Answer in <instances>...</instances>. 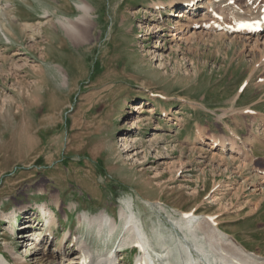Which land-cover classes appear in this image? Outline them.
<instances>
[{"label": "rangeland", "instance_id": "374dc122", "mask_svg": "<svg viewBox=\"0 0 264 264\" xmlns=\"http://www.w3.org/2000/svg\"><path fill=\"white\" fill-rule=\"evenodd\" d=\"M236 1L244 6L245 0ZM149 2L0 0V250L11 241L32 254L33 245L13 239L1 216L47 204L60 220L53 246L73 230L104 254L117 244L104 247L86 226L77 229V218L104 210L118 218L124 202L133 200L146 228L158 224L163 238H183L170 225L180 212L200 208L201 216L220 217L222 230L247 250L264 254V191L256 190L264 176V128L253 131L264 122V66H256L264 51L250 52L227 37L194 35L174 43L178 19L165 17V31L158 33ZM81 4L89 8L85 19ZM161 108L181 115L162 122ZM133 122L141 126L138 136ZM231 133L252 150L246 163L242 149L244 159L235 164L201 154L211 150L196 142L200 134ZM43 251L29 263L42 260ZM134 255L122 256L130 264Z\"/></svg>", "mask_w": 264, "mask_h": 264}, {"label": "bare ground", "instance_id": "6f19581e", "mask_svg": "<svg viewBox=\"0 0 264 264\" xmlns=\"http://www.w3.org/2000/svg\"><path fill=\"white\" fill-rule=\"evenodd\" d=\"M150 1L151 2H150L149 7L154 12H156L155 10L159 9L167 13L169 12L168 8L171 5H173V9L171 10V13H173L174 9L181 10V11H176V13H174L173 15V17L176 19H180V20L183 19L181 21L177 20L175 22L177 24L176 25L177 28L174 29L175 34L173 33L172 35L173 36L172 41L174 43L176 41H182V39L185 41L186 40L189 41L191 37H193L194 35H198L201 38L205 37L209 39H214L218 42H221L220 40H223L224 38L227 37L228 39H231L230 40L231 44H235V43H237V45L240 44L239 46L242 45L244 48H246V50L248 49L250 52L251 51L252 52L253 51L255 52L264 51V34L263 33H258L253 36H245L244 34H230L227 29L228 26L237 27L239 23H241L242 21L250 20V18L248 19L246 18L247 15L250 17L256 16L257 14L260 15V9L262 8V5H264V0H246L247 1L246 6L249 7L247 14L241 13V10L238 9V7H236L235 5L234 6L228 5L230 0H219V2L216 0H207L205 4H202L200 6L199 4L194 5V6L192 5L195 3L196 0H168L166 3L164 2L157 3L156 0H150ZM87 6H88L87 4L79 5V9L84 12V15H83L84 19L88 17V14H89V8ZM215 12H217L220 15V17H222L223 19L221 20L219 18H216ZM160 17L161 16L159 15L158 21L161 19ZM197 19L201 20V25H200L201 31L200 32H195L196 29H199V26L195 24L197 22ZM154 22L156 21L154 20ZM63 26L67 30V32H69V34H76L73 26H70L68 24H63ZM145 26H146L145 29L148 30L149 26L147 24ZM0 28L2 29L1 25H0ZM156 28L158 29L157 30L158 33H163L165 31L161 23L158 24ZM9 34L11 35L10 31L8 35H5V36H6V40L8 42H11L13 41V39ZM176 35H178L177 37L178 39H175ZM142 36L144 35L139 34L138 38ZM158 37L161 38V35H159ZM158 47L160 46L157 45L155 48H158ZM261 56H262V59L258 58L260 59L259 61L261 62L258 64L256 63L257 68L264 66V54L262 53ZM253 71L252 73H255V71H257L256 67L253 69ZM65 80L66 79L64 78V81ZM139 97L142 98L144 96H139ZM142 99L146 100L147 98H142ZM130 109L137 110V108H135L134 105H132ZM165 109H163L161 112V114H163L166 117L164 120H162V122L163 121H174L173 120L174 118L179 117L181 115L180 109H171V110H165ZM262 121H260V127H257L256 130H260L261 127L262 128L264 127V122ZM122 126L124 127L125 123H123ZM138 128H141L140 124H138V122H133L132 129L137 130ZM199 130H198V134H199ZM138 131L141 132V130H137L133 132L134 134L132 135L138 136L139 135ZM151 135L154 136L155 134L152 133ZM204 137L205 136L200 134L196 142H198L202 146L210 147L211 151L209 152L201 149V154L202 155L206 154L207 156H210V159L212 162L221 160L220 164L224 162L226 164L227 162H232L235 164L237 160L244 159L243 157L244 154H241L242 148L238 145V142L236 140H219V139L212 138V137L210 138L208 137V139H205ZM120 141L123 142L122 143L123 145L126 144L125 142L126 140L124 138L120 139ZM213 151H218V152H213ZM221 157L224 160H222ZM263 185H264V176L262 177L261 182L259 186H257L256 190L264 191ZM212 198H214V200L216 201L215 196H213ZM146 202L149 203L150 205L152 204L155 206V204L149 200ZM59 203L60 201L56 200L55 202L56 207L60 206ZM37 207H38V210L42 213L47 229H41L42 226L44 225H40L38 223L39 228H37V231H36L37 234L33 233L35 230V227H34L33 228L34 230L33 229L30 230L25 235V237H29V239H26L27 240L26 246L32 245L33 241H35V243H33L35 244V247H33L35 251H33L32 254L29 253L30 255L28 256L27 250H24L25 255L21 256L15 253L16 251L14 250V245L12 244V242L7 243L5 246L7 250H0V264H30L28 260L29 257L36 256V254H38L39 252L38 247L40 245H38L37 243L40 241V237L46 231H50V235H52L53 231H56L55 229L59 227L60 225L59 219L57 218L55 211L52 208H50V206H48L47 204L45 205L39 204L37 205ZM132 208H133V204H130L126 201L124 202V205L120 208L119 220L122 223V226H121L122 228L118 224V219L113 217L107 211H101L97 214H89L87 212L81 213L78 219V222H77V229L80 230L86 226L90 235L92 237L93 235L96 236L97 242L116 241L117 239H120L121 246L120 247L118 246V248H123L129 245H132L138 240L143 242V246L146 249H149L150 246L152 247L155 244H159V246L164 251V255H163L164 260H169L168 264H200L201 261L193 262V260L190 257H191V254H198V256H201V253H205L206 257L210 256V254L216 255L217 258H213V261L211 260L213 264H230L231 262H243V263H249V264H264V255L261 252H259L258 254V253H254V252L247 250L246 247L241 242H239L237 239H235L230 234H228L227 232L221 229L219 225V220H216L215 223L217 224V226L214 227L210 225V223L208 222V219H207L208 216L201 217L197 215V213L200 211V208H197L196 210L191 211L192 213L195 214L193 217L183 218V219L174 221V224L172 225V227H176L179 230L183 231V234H182L183 238L178 235L176 237L175 236L176 234L174 236L170 235L172 238L171 240L176 239V241L169 245H163V244L160 245V243H164V240H162L164 238L160 236L155 237V238H148L147 232L145 231L143 225H141L143 224V222L141 221L140 217L135 214ZM35 209L36 208H32L31 211ZM23 210L24 209L21 208L19 210H15L12 212L3 213V215L1 216V219L4 223H9V222L11 223L14 220V217H16L17 214ZM191 212H188V213H191ZM154 229H153L154 230L153 233H155V231L158 232L156 228ZM14 230H15V226L8 227L9 232L13 233ZM72 231H70L69 233L68 232L65 233L64 237L62 238V241L58 245H56L54 247V250L52 251V252H58L60 253L62 257H64V258L61 257L60 262L57 264H61L62 261L63 262L67 261L68 264H71L73 261H75L73 262V264H105L108 262L109 257H107V255L106 256L96 255V251H94L88 245V242L81 240L83 236L79 237L78 234H75V235L71 234ZM118 232H120V234H118ZM115 236H116V240H112ZM182 239H184V241ZM26 240H24V242ZM150 242H152L151 245H149ZM69 244H70V247H69ZM76 245H77L76 251L79 253V255H76L75 258H72L74 254H70L72 251L71 247H74ZM64 253L65 255L63 256ZM42 254H43L42 260L37 261L35 264H56L54 261L53 253H49L47 258L45 257L47 255L45 253V250ZM172 254H178V258L174 261V263H171V260H170V257ZM143 255L137 258V260L140 261L139 263L142 264V262L144 261L145 264H151L150 261L145 260L146 258H148V255H146V258L143 257ZM110 264H117L116 259L111 260Z\"/></svg>", "mask_w": 264, "mask_h": 264}]
</instances>
